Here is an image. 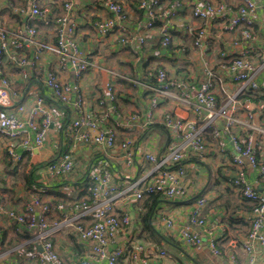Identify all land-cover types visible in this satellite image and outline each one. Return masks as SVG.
<instances>
[{"label":"built area","instance_id":"obj_1","mask_svg":"<svg viewBox=\"0 0 264 264\" xmlns=\"http://www.w3.org/2000/svg\"><path fill=\"white\" fill-rule=\"evenodd\" d=\"M13 1L8 3L12 5ZM19 4L12 5L15 10L26 16L24 25L9 26L0 23V134L10 140L18 137L23 145L32 148L34 142L42 145L53 121L50 102H62L73 107V116L68 128L75 133L76 141L81 140L94 144L108 153L117 149L128 167L145 166L151 163L141 179L131 185L133 194L129 200H142L146 195L159 193L167 199H185L189 197V189L184 181L186 168L190 161L205 159L209 151L205 134L211 129L217 141L219 151L224 149V140L218 126L222 122L224 134L233 144L231 168L222 167L225 183L235 188L242 198L254 204L251 212V229L241 238V247L248 257L243 264H255L257 253L255 243L264 245V193L259 192L255 183L245 174L244 167L249 163L264 175V126L254 122L252 111V94L259 89L257 81L258 67L246 56L248 50L237 55L225 50L221 65L233 73V81L237 83V92L228 95L224 101L219 100L218 91L224 79L212 67H205L204 79L201 82L188 78H175L166 69L159 68L153 75L154 83L145 84L150 109L147 118L140 121V115L133 111L121 114L117 107L118 89L115 80L104 86L103 97L97 102L98 110L88 109L86 98L79 93L73 97L74 88L65 83L59 73L49 70L44 79V85L50 89L48 95L37 87H28L27 93L22 94L24 102H19V93L12 91L13 81L3 73L7 57L14 64L22 82L29 84L32 72L38 66L40 59L48 55L56 58L55 66L58 72L73 70L78 75L96 67V63L84 53L75 37V23L71 18L73 2L65 3L68 13L56 19L55 39L43 41L38 36V29L33 24L35 20L50 23L47 7L42 6L46 1L55 0H17ZM26 1L27 6L24 4ZM136 8L146 14V19L140 21L130 33L129 16L120 0H104V6L111 15L96 21V30L108 35L119 33L122 43L131 44L135 53L146 44L149 37L161 36L160 43L167 46L171 42V22L184 8H188L198 25H188L187 30L194 37V43L202 47L208 34V27L214 25L213 19H218L224 31H235L243 27L245 40L253 38V29L258 11H264V0H237L234 5L225 0H194L189 3L183 0H172L168 5L165 0H134ZM160 25H157V22ZM32 47L31 53L26 54V46ZM113 74V71H111ZM225 89V88H223ZM247 93V95H244ZM241 94L242 97H239ZM28 95V97H27ZM171 99V100H170ZM174 101L189 111L191 117L180 116L173 111L162 115L161 124L168 133V141L163 151L151 149L147 140L134 141L126 137L117 143L118 134L122 128L132 132L134 125L140 124L147 129L153 111L160 108L166 101ZM264 108V101L259 102ZM107 106L111 113H117L119 119L110 123V115L103 109ZM243 113V115H242ZM110 123V124H109ZM34 133V137L32 136ZM9 153L18 160L20 155L12 148ZM73 150L67 149L49 164L52 173L67 179L77 168ZM87 174L93 179L91 195L88 200L81 198L73 202L76 214L69 216L65 212L66 203L57 204L60 211L54 209L42 194H33L26 202L23 210L7 206L0 196V215L9 220H15L19 229L32 232L24 244L15 245V251L22 254L27 264H78V261L68 262L57 249L53 238L70 227L79 240L90 242L85 255L84 264H122L120 258L124 255V246L112 247L118 233L130 225V214L116 211L114 200L119 195L121 174L116 171L109 160H101L98 165L90 167ZM44 192V191H43ZM190 219L193 224L201 225L206 222L202 212L206 205V197L201 196L192 203ZM92 215V220L85 224L81 222L83 213ZM168 229L174 226L171 218L164 220ZM210 247L213 255L212 264H238L236 256L220 260L221 250L218 248L214 231L209 228ZM4 229L0 225V264H17L16 259L9 257V251L4 249ZM185 243L200 250L203 244L202 236L185 227L181 232ZM23 243V242H22ZM30 246V248H27ZM149 245H138L135 251H130V264H145L147 257H141ZM151 248L165 254L166 251L151 244Z\"/></svg>","mask_w":264,"mask_h":264},{"label":"crops","instance_id":"obj_2","mask_svg":"<svg viewBox=\"0 0 264 264\" xmlns=\"http://www.w3.org/2000/svg\"><path fill=\"white\" fill-rule=\"evenodd\" d=\"M9 0H0V23L9 26L24 25L26 16L15 10L12 5H17V0L12 5ZM68 1L73 2L71 18L75 23V37L84 53L96 63V67L90 71L78 75L73 70L58 72L55 66L56 58L48 55L41 58L36 69L33 70L29 84L25 86L19 74L14 68L9 57L5 59L3 75L9 77L16 88L12 91L19 93V102H24L22 94H28L27 88L37 87L42 93L48 95L50 89L44 85L46 73L56 71L65 83L74 88L73 97L79 93L86 98L88 109L98 110L97 102L104 94V86L107 82L115 80L118 94L116 107L122 114L133 111L140 115V121L147 118L150 109L145 84L156 81L154 73L159 68L166 69L175 78H188L192 82H201L204 79L205 67H212L224 81L218 84L219 100L222 102L228 95L237 92V83L233 81V73L221 65L222 53L225 50L241 54L248 50L247 58L258 67L257 81L260 84L252 94V111L254 122L264 126V108L259 102L264 101V11H258L254 23L253 38L245 40L242 34L243 27L235 31H224L218 19H213L214 25L208 27L202 47L194 43V37L188 33V25L196 24L188 8L173 18L171 22V42L167 46L160 43L161 36L158 34L149 37L138 53L132 49V45H125L121 41V35L117 32L103 35L96 30V21L105 19L111 15L104 6V0H55L46 1L42 6L47 7L49 24L42 20H35L33 24L38 29V36L43 41L55 39V23L57 17L68 13L64 7ZM125 12L129 16L130 33L135 26L146 19V14L136 8L134 0H120ZM172 0H165L168 5ZM187 3L194 0H183ZM218 1V0H215ZM237 3V0H225ZM24 4L27 6L26 1ZM160 25V22H157ZM32 47L26 46L24 52L31 53ZM113 71V74L112 72ZM225 88V89H223ZM247 95V93L243 94ZM28 97V95H27ZM239 97L244 98L239 95ZM171 100V99H170ZM53 112V121L49 126L47 136L42 145L34 142L32 148L22 143L20 137L10 140L0 134V196L2 201L10 207L23 210L26 202L33 194H42L47 202L57 211V204L66 203L65 212L69 216L76 214L73 202L81 198L87 201L91 195L93 179L87 174L90 167L98 165L101 160H109L113 168L121 174L119 195L114 200L115 209L123 214H130V225L123 228L117 235L112 247L124 246V255L120 258L122 264H130V251H135L138 245H149L145 251L140 253L141 257H147L145 264H212L213 255L210 247V236L208 229L214 231L217 236L216 243L221 250L220 260H228L235 255L238 264H243L248 255L241 247V238L251 229V212L244 208L247 203L240 193L225 183L222 167L231 168V156L234 151L229 137L224 134L222 122L218 126L224 140V149L219 151L211 129L205 134L209 151L205 159L201 161L192 160L186 168L184 181L189 189V197L185 199H167L159 195L153 205L148 222L156 235L145 229L144 216L147 213L146 202L151 194L142 200H129L133 194L131 185L148 173L151 163L145 166L128 167L123 157L119 156L117 149L108 153L98 146L85 141H76L75 133L68 126L73 116V107L62 102H50ZM110 115V123L119 119L117 113H111L107 106L103 107ZM173 111L180 116L191 115L184 107L174 101H166L160 108L153 111L152 118L147 129H142L140 124L134 125V130L128 132L122 128L118 134L117 143L126 137L134 141L147 140L151 149L157 148L163 151L167 145L168 133L163 129L161 118L164 112ZM243 115V113H242ZM109 123V124H110ZM34 137V133H32ZM12 147L20 158L16 160L8 151ZM67 149L73 150V156L77 168L72 172L70 178H63L52 173L49 164L58 158ZM264 160V151L261 153ZM246 177L255 183L259 192L264 193V175L256 169H252L249 163L245 164ZM44 191V192H43ZM201 196L206 197V205L202 212L205 223L193 224L190 214L193 209V201ZM251 204V203H250ZM8 206V205H7ZM171 218L174 226L168 229L164 220ZM81 222L88 224L92 215L83 213ZM0 225L4 229V249L9 251V257L16 259L17 264H27L22 254L15 251V245H21L31 237L32 232L19 229L15 220H9L0 215ZM191 227L203 238L202 248L188 246L181 232L185 227ZM57 249L68 262L78 261L84 264L85 255L89 250L90 242L79 240L70 227H64L53 238ZM23 242V243H22ZM21 243V244H20ZM18 244V245H17ZM155 244L163 248V255L158 250L150 247ZM27 248H30L28 246ZM257 261L255 264H264V245L255 243Z\"/></svg>","mask_w":264,"mask_h":264},{"label":"trees","instance_id":"obj_3","mask_svg":"<svg viewBox=\"0 0 264 264\" xmlns=\"http://www.w3.org/2000/svg\"><path fill=\"white\" fill-rule=\"evenodd\" d=\"M158 198H159V195H156V193H153V194H151V196H149V200L146 202V206H147V213L145 214V216H144V223H145V229H147L148 228V230L149 231H151V234L152 235H156L155 233V231L152 229V226H150V224H149V222H148V215H149V213H150V211H151V209H152V207H153V205L156 203V201L158 200ZM247 203H249V204H246L245 205V207L244 208H246V209H248L249 211H251L252 210V208H253V206H254V204L253 203H251L249 200H247V199H244ZM251 203V204H250Z\"/></svg>","mask_w":264,"mask_h":264},{"label":"rangeland","instance_id":"obj_4","mask_svg":"<svg viewBox=\"0 0 264 264\" xmlns=\"http://www.w3.org/2000/svg\"><path fill=\"white\" fill-rule=\"evenodd\" d=\"M8 206H10L8 203H7Z\"/></svg>","mask_w":264,"mask_h":264}]
</instances>
